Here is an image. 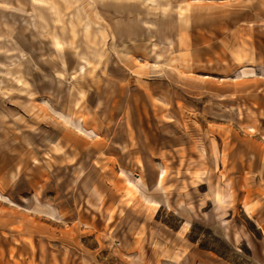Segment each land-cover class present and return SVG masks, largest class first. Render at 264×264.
I'll return each mask as SVG.
<instances>
[{
    "label": "rangeland",
    "instance_id": "374dc122",
    "mask_svg": "<svg viewBox=\"0 0 264 264\" xmlns=\"http://www.w3.org/2000/svg\"><path fill=\"white\" fill-rule=\"evenodd\" d=\"M0 113V264H264V0H0Z\"/></svg>",
    "mask_w": 264,
    "mask_h": 264
},
{
    "label": "bare ground",
    "instance_id": "6f19581e",
    "mask_svg": "<svg viewBox=\"0 0 264 264\" xmlns=\"http://www.w3.org/2000/svg\"><path fill=\"white\" fill-rule=\"evenodd\" d=\"M147 22H149V21H147ZM149 23H150V22H149ZM2 117H3V114L0 113V118H2ZM83 132H84V134H86V135H88V136H93V135L96 134V131H95V130H90V129H84ZM123 175H125V173H123ZM125 182H126V183H129V182H130L129 178H127Z\"/></svg>",
    "mask_w": 264,
    "mask_h": 264
}]
</instances>
